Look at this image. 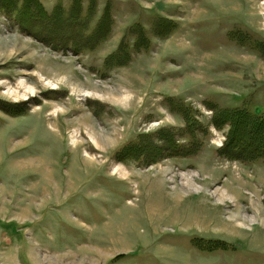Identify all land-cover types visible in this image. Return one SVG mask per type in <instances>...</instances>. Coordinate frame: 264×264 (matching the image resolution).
<instances>
[{"label": "rangeland", "instance_id": "rangeland-1", "mask_svg": "<svg viewBox=\"0 0 264 264\" xmlns=\"http://www.w3.org/2000/svg\"><path fill=\"white\" fill-rule=\"evenodd\" d=\"M36 2L0 1V264H264V0Z\"/></svg>", "mask_w": 264, "mask_h": 264}, {"label": "bare ground", "instance_id": "bare-ground-1", "mask_svg": "<svg viewBox=\"0 0 264 264\" xmlns=\"http://www.w3.org/2000/svg\"><path fill=\"white\" fill-rule=\"evenodd\" d=\"M67 75V74H66ZM66 75H63V76H60V77H62V79H61V81L65 78L66 79V77H67V79L69 80V78L70 77H68V75L66 76ZM34 77H35V74H34ZM41 77L42 78H44L45 76H43V75H41ZM35 79V78H34ZM66 79V80H67ZM35 80H38V81H36V82H39V79H35ZM58 80H60L59 78H58ZM64 81V80H63ZM3 84V83H2ZM18 86L20 87V88H23L26 92H31V93H33V94H35L36 93V89L34 88V87H32V86H30V85H28V82H25L24 80H21V81H19V83H18ZM129 86V85H128ZM18 90V89H17ZM21 91V90H20ZM113 94V93H112ZM115 94V93H114ZM119 94V93H118ZM97 95V94H96ZM125 95V96H124ZM123 96H122V98H121V102H128V99L130 98L129 96H128V94H124ZM14 97V96H13ZM113 98L112 97H110L109 98V100H112ZM56 108V110H57V108H58V106H55ZM70 108V107H69ZM58 110H60V109H58ZM60 111H64L65 113L67 112V110L66 109H62V110H60ZM72 111H77L76 109H74V108H72ZM54 118V117H53ZM77 121H79V122H81V124H84L82 121H81V119L79 120H77ZM86 122V121H85ZM79 124V123H78ZM73 125V124H72ZM91 135H92V137H93V135H94V130L93 129H91ZM94 138V137H93ZM94 140H95V138H94ZM93 140V143H95V145L97 144V145H99L98 143H97V141L95 140L94 141ZM77 142V141H76ZM23 164V163H22ZM25 165V164H24ZM23 165V166H24ZM21 166V165H20ZM31 166V165H30ZM116 172V171H115ZM121 174L122 175H128L126 172H121ZM213 175V174H212ZM215 176V175H214ZM213 176V177H214ZM186 177V176H185ZM191 178V177H190ZM237 178V177H236ZM241 178V177H240ZM206 179V178H205ZM244 179V178H243ZM195 180V179H194ZM235 181V180H234ZM238 181V182H237ZM235 183H239V185L238 186H242V180L241 181H239V179L237 180ZM188 182H190L189 181V179H188ZM188 182H185V183H188ZM193 183V182H192ZM203 183V182H202ZM233 183V182H232ZM206 184V183H205ZM188 185V184H187ZM195 185V184H194ZM233 185V184H232ZM244 186H246V185H248V184H243ZM190 186V185H189ZM206 186V185H205ZM235 186V185H234ZM191 187V186H190ZM194 187V186H193ZM206 188H207V186H206ZM185 189V188H184ZM235 189V188H234ZM237 191V190H236ZM235 191V192H236ZM240 192V191H239ZM203 194V193H202ZM216 194H218L217 196H218V199L219 200H224L225 198H228V199H237V196L235 195V193H234V191H230V188L229 189H218L217 190V193ZM237 194V193H236ZM204 195V194H203ZM239 195H240V193H239ZM260 196V195H259ZM203 197V196H202ZM205 197V196H204ZM210 198V197H209ZM242 199V198H241ZM204 200H206V199H204ZM227 200V199H226ZM234 204V203H233ZM243 204V203H242ZM233 206H235V205H233ZM241 211V207L240 206H236L235 207V210H233V212H232V215H233V219L234 220H236V223L237 222H239V221H243V220H241V219H238V213ZM256 213H258L259 215V218H262L264 215L262 214V212H261V209L260 210H257V208H256ZM231 216V215H230ZM256 220V219H255ZM258 220V219H257ZM232 221V220H231ZM244 221H245V219H244ZM227 222H229L228 220L226 221V224H227ZM230 223V222H229ZM232 224V223H231ZM234 224V223H233ZM228 225V224H227ZM226 226V225H225ZM229 226H230V224H229ZM232 226V225H231ZM235 225H233V227H234ZM239 227V226H238ZM229 228V227H228ZM237 228V227H236ZM224 230H226V229H224ZM231 230V229H230ZM233 230H234V228H233ZM237 230V229H236ZM229 231V230H228ZM227 231V232H228ZM225 232V231H224ZM226 232V233H227ZM230 232H232V231H230ZM237 233V232H236ZM229 234V233H228ZM231 234V233H230ZM238 234V233H237ZM233 234H231V236H232ZM234 236H236V235H234ZM238 236V235H237Z\"/></svg>", "mask_w": 264, "mask_h": 264}, {"label": "trees", "instance_id": "trees-1", "mask_svg": "<svg viewBox=\"0 0 264 264\" xmlns=\"http://www.w3.org/2000/svg\"><path fill=\"white\" fill-rule=\"evenodd\" d=\"M1 1V0H0ZM2 8V7H0ZM32 8L34 9L35 13L40 16L41 13H42V10L39 8V5L38 3L36 2V0H25V4L23 6V10L22 11H19V10H15V12H17V15L19 16V18H21L22 16H28L31 12H32ZM2 9H6V8H2ZM25 28V27H24ZM231 121H233L234 119L231 118L230 119ZM243 120L244 123H247L249 124L250 122L247 120V117H246V114L242 112V115L240 114L239 117L236 118V120L234 121L235 122V125H233V131H232V134H237L236 133V129L237 131L239 132V129H246L245 126H244V123H241L240 121ZM252 128V127H251ZM253 132H256V129L255 128H252ZM243 134V133H242ZM245 135V134H244ZM239 138L237 137V143L239 142ZM241 145V144H240ZM260 148L261 150H263L264 152V143L260 144ZM243 151V150H242ZM258 156V155H257ZM258 158H261V159H264V153H262L260 155V157Z\"/></svg>", "mask_w": 264, "mask_h": 264}]
</instances>
